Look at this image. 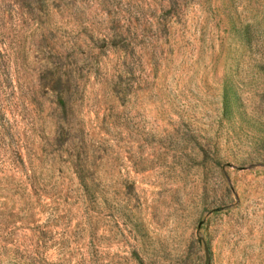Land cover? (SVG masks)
Segmentation results:
<instances>
[{
    "label": "rangeland",
    "instance_id": "rangeland-1",
    "mask_svg": "<svg viewBox=\"0 0 264 264\" xmlns=\"http://www.w3.org/2000/svg\"><path fill=\"white\" fill-rule=\"evenodd\" d=\"M0 264H264V0H0Z\"/></svg>",
    "mask_w": 264,
    "mask_h": 264
}]
</instances>
